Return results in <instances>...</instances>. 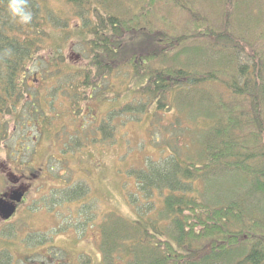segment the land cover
<instances>
[{"label": "trees", "instance_id": "trees-1", "mask_svg": "<svg viewBox=\"0 0 264 264\" xmlns=\"http://www.w3.org/2000/svg\"><path fill=\"white\" fill-rule=\"evenodd\" d=\"M56 2L77 7L73 29L90 34L76 40L85 44L78 52L85 63L74 71L60 50L74 33ZM162 3L187 16V40L176 44L178 37L148 24L159 19ZM28 6L32 20L20 24L0 0V145L9 142V160L21 161L22 150L7 142L15 131L50 136L42 130L55 107L29 80L39 79L40 67L44 78L73 72L63 85L77 109L96 93L107 97L97 90L100 82L126 71L135 78L126 80L121 106L135 120L166 129L161 138L151 135L161 144L159 157L147 155L132 172L133 201L142 200L132 207L135 217L109 212L100 219V264H264V206L252 201L264 195V0H28ZM49 47L44 57L40 51ZM62 194L74 202L86 191ZM27 240L26 260L49 242Z\"/></svg>", "mask_w": 264, "mask_h": 264}, {"label": "rangeland", "instance_id": "rangeland-1", "mask_svg": "<svg viewBox=\"0 0 264 264\" xmlns=\"http://www.w3.org/2000/svg\"><path fill=\"white\" fill-rule=\"evenodd\" d=\"M56 3L62 16L69 15L66 18L72 27L66 30L74 33L60 49L71 64L75 63L71 69L74 71L78 64L85 63L82 54H78L85 44L76 40L82 39V36L89 37L90 34L73 29L80 21L77 7L68 11L64 8L69 6H65L64 2ZM156 6L159 19L149 17L148 24L164 30L173 38L178 37L179 41L174 40L176 44L185 38L187 40V16L177 8L169 9L164 3ZM254 6L257 8V4ZM144 31L146 29H141L137 34L139 41L146 38ZM40 52L47 57L52 49L49 47ZM190 52L197 51L192 49ZM30 68L38 67L31 65ZM46 69L53 70L50 67ZM38 70L39 79L30 76L32 79L29 80L36 95H49L45 100L52 102L55 107L48 128L46 126L42 130L49 132L50 136H42L32 129L15 131L12 135L9 133L11 138L7 142L12 140L15 143L12 149L17 147L22 150L18 152L20 162L9 160V142L5 145L2 141L0 145V194L6 188H12V185H26V179L19 182L16 179L18 176L22 178L28 175V171L36 174L29 178L25 199L15 215L7 221L0 217V264L10 256L9 264H100V219L109 212L135 217L132 207L142 205V200L141 203L133 201L138 191L136 194L133 192L137 183L132 172L144 165L147 155L159 157L161 144L156 145L158 141L155 138L151 140V135L161 138L166 129L162 126L153 128L154 122L149 125L143 118L135 120L131 115L133 113L121 106L126 80L132 76L126 71L115 70L100 82L97 90L108 93L107 97L97 99L96 93V97L84 101L77 109L66 99L70 91L63 85L65 80L70 81L67 78L73 72L56 76L52 71L44 78L45 73L40 72L41 67ZM55 87H59V92H56L53 101L50 97L54 96L52 93L56 91ZM50 108L48 103L46 109ZM112 113L114 116L111 118ZM48 117H51L50 114ZM81 126L87 129L84 133L77 132ZM86 144L87 147L73 151ZM7 179L10 184L6 183ZM80 187L86 191L82 200L63 201L66 198L62 191L72 193ZM252 201L264 206L263 193L255 194ZM43 236L49 238V242L30 250V258L26 260V247H30L27 238L37 243ZM50 246L54 248L48 251Z\"/></svg>", "mask_w": 264, "mask_h": 264}, {"label": "clouds", "instance_id": "clouds-1", "mask_svg": "<svg viewBox=\"0 0 264 264\" xmlns=\"http://www.w3.org/2000/svg\"><path fill=\"white\" fill-rule=\"evenodd\" d=\"M7 11L11 18L20 24L30 23L33 17L28 0H7Z\"/></svg>", "mask_w": 264, "mask_h": 264}, {"label": "water", "instance_id": "water-1", "mask_svg": "<svg viewBox=\"0 0 264 264\" xmlns=\"http://www.w3.org/2000/svg\"><path fill=\"white\" fill-rule=\"evenodd\" d=\"M23 192L15 190L11 194L4 193L0 196V217L4 220L10 219L17 210V204L21 202Z\"/></svg>", "mask_w": 264, "mask_h": 264}, {"label": "flooded vegetation", "instance_id": "flooded-vegetation-1", "mask_svg": "<svg viewBox=\"0 0 264 264\" xmlns=\"http://www.w3.org/2000/svg\"><path fill=\"white\" fill-rule=\"evenodd\" d=\"M30 174V173H29ZM25 175V176H23L22 178H20L19 176L16 178L17 180L19 179V182L24 178V179H26L25 180V182L24 183H26V185H23V186H16V185H12V188L10 187V188H8L7 190H5L4 192H2L0 195H2L3 193H5V192H7V193H9V194H11L12 193V191H14V190H22V192H24V196H23V199H22V201L20 202V203H18L17 204V209L19 208V206H20V204H22L23 203V201H24V197H25V195H26V192H27V186H28V184H30V180H29V178H31L33 175L35 176L36 174L34 173L33 175L32 174H30V175ZM12 176H15V174L13 173V175ZM20 187V188H19Z\"/></svg>", "mask_w": 264, "mask_h": 264}]
</instances>
